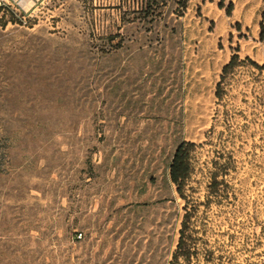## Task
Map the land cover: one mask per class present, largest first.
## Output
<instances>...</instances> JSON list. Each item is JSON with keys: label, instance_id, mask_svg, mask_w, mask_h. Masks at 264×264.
Returning <instances> with one entry per match:
<instances>
[{"label": "rangeland", "instance_id": "obj_1", "mask_svg": "<svg viewBox=\"0 0 264 264\" xmlns=\"http://www.w3.org/2000/svg\"><path fill=\"white\" fill-rule=\"evenodd\" d=\"M226 5L47 0L27 26L0 11V264H171L187 210L201 259L264 264V65L244 63Z\"/></svg>", "mask_w": 264, "mask_h": 264}, {"label": "trees", "instance_id": "obj_2", "mask_svg": "<svg viewBox=\"0 0 264 264\" xmlns=\"http://www.w3.org/2000/svg\"><path fill=\"white\" fill-rule=\"evenodd\" d=\"M224 0H221V7ZM233 10L232 5H230L227 9L228 16L231 15ZM261 32V40H264V27L262 26ZM236 52H239L238 50ZM244 63H250L257 70H263L262 67H259L257 64L252 62L250 59H246ZM240 63V57L238 55H234L230 61V63L224 67L222 72L221 81L217 87L216 96L218 99L222 98L223 89L222 87L225 84V80L228 74L233 73L235 69ZM195 148L193 144L183 143L177 149L171 167H170V179L171 182L177 187L178 192L182 193L185 183L189 179L191 175V165H190V157L192 150ZM186 215L184 217L182 223V230L180 231V240L177 247L176 252L173 255V259L171 264H226L231 263L230 257H218L215 258L213 252H206L203 255V258H200V254L195 251V246L192 237L190 236V225L193 218L194 213L191 210L186 211Z\"/></svg>", "mask_w": 264, "mask_h": 264}, {"label": "crops", "instance_id": "obj_3", "mask_svg": "<svg viewBox=\"0 0 264 264\" xmlns=\"http://www.w3.org/2000/svg\"><path fill=\"white\" fill-rule=\"evenodd\" d=\"M23 11H30L41 0H9ZM226 8L232 5L230 25L240 26L244 39L240 43V55L249 58L258 65H264V40H261L264 27V0H224ZM30 2L28 10L23 3Z\"/></svg>", "mask_w": 264, "mask_h": 264}, {"label": "built area", "instance_id": "obj_4", "mask_svg": "<svg viewBox=\"0 0 264 264\" xmlns=\"http://www.w3.org/2000/svg\"><path fill=\"white\" fill-rule=\"evenodd\" d=\"M46 2L47 0H41L30 11H23L9 0H0V11L10 13L17 24L27 26L37 17V13L45 7Z\"/></svg>", "mask_w": 264, "mask_h": 264}, {"label": "bare ground", "instance_id": "obj_5", "mask_svg": "<svg viewBox=\"0 0 264 264\" xmlns=\"http://www.w3.org/2000/svg\"><path fill=\"white\" fill-rule=\"evenodd\" d=\"M30 5H31V3L30 2H26V3H23V8L24 9H27V8H29L30 7ZM106 217H107V215H106Z\"/></svg>", "mask_w": 264, "mask_h": 264}]
</instances>
